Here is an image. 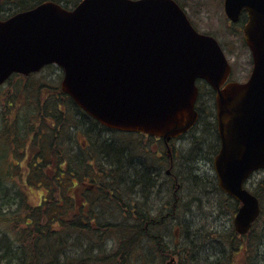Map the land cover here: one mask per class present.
<instances>
[{
	"label": "trees",
	"instance_id": "trees-1",
	"mask_svg": "<svg viewBox=\"0 0 264 264\" xmlns=\"http://www.w3.org/2000/svg\"><path fill=\"white\" fill-rule=\"evenodd\" d=\"M58 1L69 6L80 0ZM35 74H13L0 87L14 89L0 102V264H162L163 259L167 264L171 257V264H258L264 239L260 234L256 238L253 229L264 217V177L252 190L261 201V215L248 234L241 236L234 227L193 229L186 216L192 209L189 198L202 200L205 191L223 194L237 209L217 181L208 183L195 174L196 160L219 143L213 107L207 113L198 109L199 120L189 132L198 133L182 155L174 199L159 205L156 188L163 170L156 162L164 146L152 154L143 133L103 126L60 86L32 80ZM98 126L136 141L137 148L124 145L120 136L106 138ZM183 183L188 204L176 195ZM35 188L42 197L33 198ZM170 223L176 242L172 248L161 229ZM213 240L220 244L215 251Z\"/></svg>",
	"mask_w": 264,
	"mask_h": 264
},
{
	"label": "water",
	"instance_id": "water-1",
	"mask_svg": "<svg viewBox=\"0 0 264 264\" xmlns=\"http://www.w3.org/2000/svg\"><path fill=\"white\" fill-rule=\"evenodd\" d=\"M224 10L233 22L248 13L254 67L245 82L228 80L218 40L176 0H81L72 9L49 0L0 20V86L55 63L62 90L105 126L171 140L198 120L196 81L206 80L221 141L214 167L219 186L241 202L234 226L246 234L261 212L245 182L264 169V0H224Z\"/></svg>",
	"mask_w": 264,
	"mask_h": 264
},
{
	"label": "rangeland",
	"instance_id": "rangeland-1",
	"mask_svg": "<svg viewBox=\"0 0 264 264\" xmlns=\"http://www.w3.org/2000/svg\"><path fill=\"white\" fill-rule=\"evenodd\" d=\"M188 2L189 4L185 8L195 26L200 31L210 33L217 37L225 48L227 56L229 57V60L233 65L232 79L239 81L246 80L251 74V70L253 67V59L250 49L244 42L243 32L241 31L242 24L240 22L232 23L227 18L224 10V0H188ZM73 5L74 3L70 2L69 6ZM13 7H15V2H13ZM31 78L32 80H37L39 78L49 83L50 85L60 86L61 80L63 78V70L58 65L52 64L48 67H45L40 73L35 74V76H31ZM14 83L18 82L14 81ZM198 84L201 86V96L199 98L198 109L201 110V113H207V111L210 110L209 107L211 106V108L213 107L215 115V93L211 92L212 88L209 86V84H207V82L199 81ZM18 89L19 87H16V92L18 91ZM12 90L14 91V89L10 86L2 88V90H0V102H2L4 100L3 97ZM98 128L101 129L103 135L107 136L106 138L111 135H113L114 137L120 136V134L116 133L115 131H104L103 128H100L99 126ZM201 128L202 126L200 125L199 130ZM193 133H189L181 139L174 141V150H172L173 145L170 144L169 147L171 149V155L165 147H163V150H161V147L158 146L157 142L153 139L145 138L144 144L146 147L150 148L149 150L152 154H156V150L158 149L161 150V152L159 153L160 158L158 160V163L156 162V165L161 167V171L163 170L159 177V182L161 184L158 183L159 189L162 188V191H159V189L156 188V193H158L156 202L159 205H163V203H167L169 200L172 201L174 199V186H177L176 183L180 182L179 178L181 177L180 170L182 168V155L184 152L188 151L191 148L193 141L196 139L194 135L195 133H198V131ZM120 137L125 139L124 145H127L132 149L137 148L136 141H132L130 140V138L128 139L124 135H121ZM135 138L137 139V137ZM143 140L144 139H142L141 142H143ZM218 146L213 150L216 151L218 149ZM213 150L210 151V153H208L206 157L201 158L199 161L196 160V164L198 166L196 167L198 169L196 170L197 172L195 174L200 175V178L202 177L208 183H212L214 182V180L216 182V179L214 177L216 176V174L213 166L215 151ZM166 154H168L169 156ZM172 154L174 159L172 160L173 165L172 167H170L171 163L169 160ZM167 169L171 170V175L167 174ZM262 177H264V171H257L247 183V187L253 190L255 187L256 180ZM176 178L177 181H175ZM178 187L179 190L181 189V192H179L178 194L176 193L178 201L181 200V203L184 201V203L188 204L187 199L189 198V190L186 189L184 183L183 185H179ZM205 187L207 188L208 186L206 185ZM214 193V195L212 193L207 195L208 192L206 193L205 191V195L203 196L202 200L196 199L195 197L189 198L191 199L190 206H192V209H188L186 216L191 221V227L193 229L196 228L198 225H205L206 227L216 226V229H219V231L234 227L233 219L237 209H235L233 205H230L228 202L225 201V197L223 194H220L219 192L217 193L215 191ZM42 194L43 192H41L37 188L33 190L34 199L42 197ZM167 195L168 197L165 198ZM194 200H197L198 204L194 202ZM236 205V208H238V204ZM180 211H185V208L181 206ZM174 220L175 222H177L178 219ZM170 226H173V223H170L161 229L163 233L166 234L167 240L169 241V245L172 248L175 246L176 242L174 232H171ZM255 227L256 228L253 229V235L257 238V236H259L260 234L264 239V217L261 218V220L257 223ZM213 241L214 242L211 244V250L215 251L216 248L220 247V244L217 243L216 240ZM170 247L167 246V249H169ZM212 251L208 252V254L212 255L214 253ZM259 251L261 254L257 255L256 262L258 264H264L263 240L259 247ZM210 258H213V256H211ZM162 262V264H166L164 259L162 260Z\"/></svg>",
	"mask_w": 264,
	"mask_h": 264
},
{
	"label": "flooded vegetation",
	"instance_id": "flooded-vegetation-1",
	"mask_svg": "<svg viewBox=\"0 0 264 264\" xmlns=\"http://www.w3.org/2000/svg\"><path fill=\"white\" fill-rule=\"evenodd\" d=\"M45 1H48V0H36V1L29 2V3H24L21 0H0V20L7 19V18L19 13V12H23L25 10H29L31 8H34L37 5H39V4H41V3L45 2ZM54 1L61 3L63 6H66V2H64V1H58V0H54ZM13 2H15V7H13ZM69 7H72V6H69ZM241 30L243 32V25H241ZM243 36H244V33H243ZM216 130H217V124H216ZM144 135H145L146 138L148 137V138H151L154 141H156L158 146L161 147L163 145L166 148V150H168L169 154H170V150H171L170 147H169L170 144L173 145V149L172 150H174V147H175L174 141H177V140H179V139H181L182 137L185 136V135H183V136H181V137H179V138H177L175 140L170 141V143H167L164 140V138L155 137V136H153V138H152V136H149V135H146V134H144ZM217 137L219 139L218 131H217ZM219 147H220V141H219L218 149L215 151V154L218 152ZM159 150L160 149L156 150V152L159 153L160 152ZM166 155H168V154H166ZM174 157H175V155H174ZM173 159L174 158H173V154H172V156H171V158L169 160L170 163H171L170 167H172V165H173V162H172ZM167 174L171 175V170L167 169ZM214 177L216 179V176H214Z\"/></svg>",
	"mask_w": 264,
	"mask_h": 264
},
{
	"label": "bare ground",
	"instance_id": "bare-ground-1",
	"mask_svg": "<svg viewBox=\"0 0 264 264\" xmlns=\"http://www.w3.org/2000/svg\"><path fill=\"white\" fill-rule=\"evenodd\" d=\"M175 181H177V178L175 179Z\"/></svg>",
	"mask_w": 264,
	"mask_h": 264
}]
</instances>
